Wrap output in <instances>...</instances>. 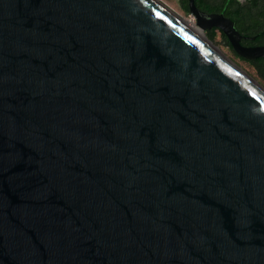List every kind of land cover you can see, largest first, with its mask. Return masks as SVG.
Masks as SVG:
<instances>
[{
    "label": "water",
    "instance_id": "1",
    "mask_svg": "<svg viewBox=\"0 0 264 264\" xmlns=\"http://www.w3.org/2000/svg\"><path fill=\"white\" fill-rule=\"evenodd\" d=\"M204 37L156 0H0V264H264V89Z\"/></svg>",
    "mask_w": 264,
    "mask_h": 264
},
{
    "label": "flooded vegetation",
    "instance_id": "2",
    "mask_svg": "<svg viewBox=\"0 0 264 264\" xmlns=\"http://www.w3.org/2000/svg\"><path fill=\"white\" fill-rule=\"evenodd\" d=\"M234 11L233 16L240 17L243 24L242 28L238 30L235 22L231 20L240 36L238 40L240 46L264 51V0H236ZM226 43L231 50L236 52L227 38ZM261 60L264 61V57H257V62Z\"/></svg>",
    "mask_w": 264,
    "mask_h": 264
},
{
    "label": "rangeland",
    "instance_id": "3",
    "mask_svg": "<svg viewBox=\"0 0 264 264\" xmlns=\"http://www.w3.org/2000/svg\"><path fill=\"white\" fill-rule=\"evenodd\" d=\"M159 4H161L163 7H165L167 10L178 16L179 18L187 21L191 27L195 30V32L198 33L197 29L200 30V28L197 26L196 20L194 16L186 14L182 8L180 0H156ZM202 31V30H201ZM209 30H204L202 33L207 36V32ZM216 36L214 40L211 42L214 47L218 49V51L228 60L233 62L240 70H242L246 75L251 77L258 85H260L264 89V80L260 77L258 72L255 70V68L250 64L251 60L250 55L248 54H242L243 58L240 55H238L236 52L231 50L226 41L222 38L221 34L217 30Z\"/></svg>",
    "mask_w": 264,
    "mask_h": 264
},
{
    "label": "trees",
    "instance_id": "4",
    "mask_svg": "<svg viewBox=\"0 0 264 264\" xmlns=\"http://www.w3.org/2000/svg\"><path fill=\"white\" fill-rule=\"evenodd\" d=\"M180 3L182 10L189 15L190 13L188 9V0H180ZM194 4L197 9H199L203 13L222 14L227 19L235 22V26L238 30H240L243 26L242 19L240 17L236 18L237 16H233V13L235 12L234 9L236 5V0H194ZM216 31L217 29L213 28L207 32L206 37L209 41L212 42L214 40L216 36ZM219 33L221 34L222 38L226 41L224 34L221 31H219ZM250 64L255 68L260 77L264 80V61L261 60L257 62V58H254L250 62Z\"/></svg>",
    "mask_w": 264,
    "mask_h": 264
},
{
    "label": "bare ground",
    "instance_id": "5",
    "mask_svg": "<svg viewBox=\"0 0 264 264\" xmlns=\"http://www.w3.org/2000/svg\"><path fill=\"white\" fill-rule=\"evenodd\" d=\"M156 2H157V1H156ZM160 5H161V4H160ZM166 10H167V9H166ZM167 11H169V10H167ZM169 12H170V11H169ZM170 13L173 15L174 18H176L180 23H182V24H183L186 28H188L191 32H193L195 35H197V36H198L199 38H201L202 40H205V37H204V35H203L201 29L199 30L198 28H196L197 31H198V33L195 32V30L193 29V27H191L187 21H185V20L179 18L178 16H176V15L173 14L172 12H170ZM215 50H216V49H215ZM220 55L223 56L221 53H220ZM223 57H224V56H223ZM224 58H225V57H224ZM226 59H227V58H226Z\"/></svg>",
    "mask_w": 264,
    "mask_h": 264
},
{
    "label": "snow or ice",
    "instance_id": "6",
    "mask_svg": "<svg viewBox=\"0 0 264 264\" xmlns=\"http://www.w3.org/2000/svg\"><path fill=\"white\" fill-rule=\"evenodd\" d=\"M262 110H264V109H262Z\"/></svg>",
    "mask_w": 264,
    "mask_h": 264
}]
</instances>
